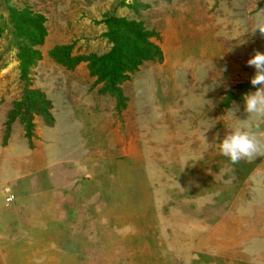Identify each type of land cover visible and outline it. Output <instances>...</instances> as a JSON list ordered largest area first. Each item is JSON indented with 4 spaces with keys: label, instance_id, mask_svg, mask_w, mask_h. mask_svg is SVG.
Segmentation results:
<instances>
[{
    "label": "rangeland",
    "instance_id": "374dc122",
    "mask_svg": "<svg viewBox=\"0 0 264 264\" xmlns=\"http://www.w3.org/2000/svg\"><path fill=\"white\" fill-rule=\"evenodd\" d=\"M111 16L160 58L126 42L113 64ZM259 23L264 0H0V264H264V117L242 99ZM27 91L52 121L4 145ZM241 127L258 154L232 164L215 145Z\"/></svg>",
    "mask_w": 264,
    "mask_h": 264
},
{
    "label": "trees",
    "instance_id": "16d2710c",
    "mask_svg": "<svg viewBox=\"0 0 264 264\" xmlns=\"http://www.w3.org/2000/svg\"><path fill=\"white\" fill-rule=\"evenodd\" d=\"M30 14V13H28ZM103 21L112 29V58L113 64L120 63L121 58H119L118 53H121L124 50L123 43L130 42L135 45H138L140 48L137 51V54L140 55L139 61L134 64L138 65L142 59H153L154 56L160 58L159 49L153 44L148 43L147 38L151 36H156L152 32L143 33L142 25L139 23H128L123 17H108ZM128 40V41H126ZM43 42V37L41 36L39 39L33 41L32 44H41ZM129 43V44H130ZM128 44V45H129ZM130 47V45L128 46ZM64 56L63 59L68 63V61L72 60L71 51L68 48H64ZM128 50V48H125ZM25 53H19L18 59L20 60V68L24 73L28 72V67L30 64L35 63L36 59L40 58V53L35 50H31L25 48ZM59 55V51L57 52ZM111 56V55H110ZM70 64V62H69ZM74 63L72 66L74 67ZM120 65V64H118ZM71 66V67H72ZM117 66V65H116ZM34 93V94H30ZM115 94V93H114ZM122 96L118 97V100H121ZM51 106L50 101L46 100V97L42 93H36L33 91H27L24 95V99L15 104L14 108L9 112L8 119L5 122V141L4 145L7 143V140L10 135L12 124L19 119L20 122L24 126L25 138L28 143V147L30 149L34 148L33 145V137H34V123H33V115H47L51 121L52 117L47 112V108L49 109Z\"/></svg>",
    "mask_w": 264,
    "mask_h": 264
},
{
    "label": "clouds",
    "instance_id": "9594fccd",
    "mask_svg": "<svg viewBox=\"0 0 264 264\" xmlns=\"http://www.w3.org/2000/svg\"><path fill=\"white\" fill-rule=\"evenodd\" d=\"M253 32H258L264 37V23L257 24ZM246 64L254 69L250 84L255 91L242 97L243 109L248 115L264 117V53L255 52ZM215 146L232 164L252 160L258 154L257 138L247 127L227 133Z\"/></svg>",
    "mask_w": 264,
    "mask_h": 264
},
{
    "label": "built area",
    "instance_id": "2783aa9c",
    "mask_svg": "<svg viewBox=\"0 0 264 264\" xmlns=\"http://www.w3.org/2000/svg\"><path fill=\"white\" fill-rule=\"evenodd\" d=\"M12 200H13V196L12 195H10V196H8L7 198H6V203H10V202H12Z\"/></svg>",
    "mask_w": 264,
    "mask_h": 264
}]
</instances>
